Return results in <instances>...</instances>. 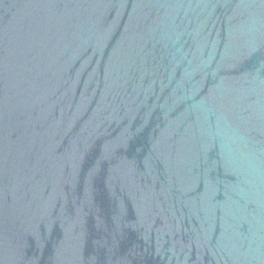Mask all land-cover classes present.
<instances>
[{
  "label": "water",
  "instance_id": "water-1",
  "mask_svg": "<svg viewBox=\"0 0 264 264\" xmlns=\"http://www.w3.org/2000/svg\"><path fill=\"white\" fill-rule=\"evenodd\" d=\"M0 264H264V0H0Z\"/></svg>",
  "mask_w": 264,
  "mask_h": 264
}]
</instances>
